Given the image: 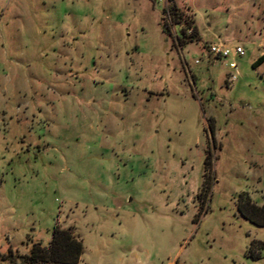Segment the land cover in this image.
I'll use <instances>...</instances> for the list:
<instances>
[{"label":"rangeland","instance_id":"obj_1","mask_svg":"<svg viewBox=\"0 0 264 264\" xmlns=\"http://www.w3.org/2000/svg\"><path fill=\"white\" fill-rule=\"evenodd\" d=\"M173 2L182 47L153 0H0V264L54 228L79 264H264V0Z\"/></svg>","mask_w":264,"mask_h":264},{"label":"trees","instance_id":"obj_2","mask_svg":"<svg viewBox=\"0 0 264 264\" xmlns=\"http://www.w3.org/2000/svg\"><path fill=\"white\" fill-rule=\"evenodd\" d=\"M169 18L173 26H180V38H177L179 45L182 47L188 43L197 40V33L191 21H187L183 12L179 11L175 5L169 8ZM164 30L169 34L170 28L167 24H163ZM191 29V33L186 32ZM264 58L257 61L254 67L261 65ZM208 160V159H207ZM204 163L206 165L208 162ZM238 210L250 224L257 228H264V206L258 208L251 204L248 197L240 198L238 202ZM253 242L250 249L247 251L248 257L257 260L259 255L253 253ZM262 244L259 243V249ZM82 254V243L74 238L70 231L65 229L54 228L51 233V240L46 248L33 246L28 260L31 264H79Z\"/></svg>","mask_w":264,"mask_h":264},{"label":"built area","instance_id":"obj_3","mask_svg":"<svg viewBox=\"0 0 264 264\" xmlns=\"http://www.w3.org/2000/svg\"><path fill=\"white\" fill-rule=\"evenodd\" d=\"M174 0H153L155 4H157L161 8L162 16L168 20L169 23H171V20L169 18V8L170 6L174 5ZM168 23L169 28L171 27V24ZM191 29H189L186 33L190 34ZM207 53L209 57H212L217 60H227L232 59V57H242L244 55L243 50L240 47H234L229 48L227 46H209ZM229 69L235 70V64L230 63ZM234 79V77H231Z\"/></svg>","mask_w":264,"mask_h":264}]
</instances>
